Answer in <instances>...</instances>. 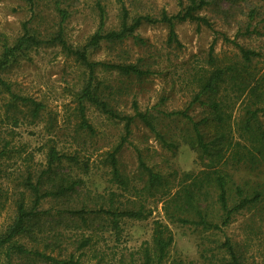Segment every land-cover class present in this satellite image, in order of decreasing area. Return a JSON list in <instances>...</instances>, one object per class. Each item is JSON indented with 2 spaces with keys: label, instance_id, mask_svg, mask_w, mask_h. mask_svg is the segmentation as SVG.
Instances as JSON below:
<instances>
[{
  "label": "rangeland",
  "instance_id": "374dc122",
  "mask_svg": "<svg viewBox=\"0 0 264 264\" xmlns=\"http://www.w3.org/2000/svg\"><path fill=\"white\" fill-rule=\"evenodd\" d=\"M204 1L207 5L196 15L206 19L210 27L195 22L176 23L173 31L179 45L168 41L167 25L143 23L132 37L119 42H101L87 49L92 62L134 65L151 72L141 78L100 68L95 73V94L100 102L120 116H134L135 104L138 112L151 116L158 135L138 121L130 126V135L117 156L121 174L127 179L126 189L111 182L107 167V155L125 135L124 124L109 118L95 105L80 101L87 71L54 44L30 48L9 63L1 77L11 92L34 100L41 104V109L32 116V108L10 106L9 96L0 89V152L3 154L0 158V233L13 222L18 204L23 203L27 209L32 207L33 195L28 184H35L45 173L47 154L54 149L70 159L62 160L56 173L76 182V186L69 197L46 199L38 206L39 212H50L39 216L41 240H34L35 245L29 240H18L28 248L34 246L59 258L72 253L80 264H95V257L100 258V264H128L140 258V248L149 243L153 221L158 220L173 237L164 264H232L224 247L226 242L233 247L239 264H264V160L254 167L230 161L218 167L229 180L230 200L234 198L236 186L248 195L261 193L260 203L234 215L230 224L218 231L171 223L162 210L164 193L142 192L146 178L139 169L138 157L168 180L169 194L179 205L184 190H193L190 178L208 168L209 162L189 145L194 138L189 121L165 114L186 111L194 122L208 117L205 105L190 103L196 93L195 80L208 69L211 46L213 55L226 62L241 61L239 47L254 51L258 57L248 64L250 83L252 79L264 80V0ZM189 2L0 0V55L2 46L12 45L24 30L44 41L60 33L69 47L82 49L100 25L99 8L104 12L102 31L110 32L120 29L123 11L130 22L141 16L159 18L162 12L175 15L184 11ZM57 6L67 13L64 21L56 12ZM226 93L233 96L230 90ZM230 99L231 126L236 129L245 117L249 97L243 94ZM81 106L90 130L82 126ZM259 107L264 108V96ZM257 116L264 125V113ZM205 131L209 132L202 129ZM159 137L173 146H163ZM52 180L45 179L49 184ZM203 191L195 193V199L202 201L208 219L220 224L223 214L216 202V191L208 189L207 196L201 195ZM109 196L116 208L142 207L146 218L123 219L114 231L103 216L86 214L87 222L82 225L69 213L98 210L100 205L109 202ZM189 218L197 221L194 214ZM84 235L92 236L90 246L76 250ZM11 258V264H44L33 259L19 263L14 256ZM6 260L4 252H0V264H8Z\"/></svg>",
  "mask_w": 264,
  "mask_h": 264
},
{
  "label": "trees",
  "instance_id": "16d2710c",
  "mask_svg": "<svg viewBox=\"0 0 264 264\" xmlns=\"http://www.w3.org/2000/svg\"><path fill=\"white\" fill-rule=\"evenodd\" d=\"M31 1V0H27ZM207 4L204 0H190L185 10L175 15H168L162 12L159 18H151L148 16H141L128 21V16L125 11L122 13V23L118 31L103 32V18L104 12L99 8L100 25L97 31L89 38L88 42L82 49H72L63 39L60 33L47 41L40 40L36 36L29 34L24 30L23 34L12 44H4L0 55V89L3 90L10 98V106H22L32 108V116H36L41 109V104L26 97L18 96L11 92L9 84H7L1 77L7 66L18 56L30 48H37L43 44H54L68 56L73 57L86 71L88 79L85 87L80 94V101H86L98 107L103 114L109 118L123 122L125 135L121 138L120 143L107 155V167L110 169L111 182L119 185L123 189L127 188V179L121 174L117 156L121 148L127 141L130 135V126L135 121L140 122L149 131L156 133L151 116L146 113L138 112L135 104L134 116H120L117 113L109 110L107 105L100 102L95 94V73L97 69L113 70L124 76H135L137 78L148 77L151 72L148 70H141L134 65H114L104 64L90 61L87 49L95 48L101 42H119L127 37H132L134 31L137 30L143 23L157 24L162 23L169 28V42H177L173 27L176 23L195 22L210 27L209 22L196 15V12L201 10ZM56 12L64 21L67 18L65 10L56 7ZM179 45V44H178ZM239 57L241 61H225L219 60L217 56L213 55L212 46L208 52V69L203 71L201 76L196 80V93L191 101V105L199 103L205 105L208 110V117L194 122L186 111H174L165 114L166 117H180L181 119L189 121L192 125V132L194 138L189 141L191 149L197 151L202 158L208 162V168L195 174L191 180V187L193 190L185 189L181 198V205L178 204L177 199L169 194L168 180L154 172L151 168L145 165L140 157H138V165L142 174L145 176L144 186L142 192H149V195L156 191H162L166 196L163 201L162 210L165 217L171 223H178L181 225L199 226L204 231H218L221 226L226 227L230 224L234 215L242 211L253 208L261 202V193L254 192L250 195L245 194L241 187L236 186L234 189L233 200L229 199L228 184L229 180L226 174H223L218 167L225 166L228 161L236 164H248L251 167L256 166L260 161L264 160V125L258 120V113H264V108L259 107L263 102L264 96V80L262 78L252 79L250 66L252 59L258 57V54L251 50L238 48ZM226 62V63H225ZM249 82L247 83V81ZM230 90L233 96H229L226 91ZM243 94L249 97V104L245 108V117L241 125L236 129L231 126L232 114H230L232 106L230 98H239ZM204 99V101H202ZM255 107V108H254ZM254 108V109H253ZM80 114L83 118L82 126L91 129L85 123L83 107L80 108ZM202 129H208V133L202 132ZM158 136V135H157ZM163 146L170 148L173 145L167 143L162 137H159ZM3 156L0 152V158ZM62 160L70 159L64 155H59L54 149H50L47 154V168L45 173L41 174L36 183L29 182L28 189L33 195L32 207L27 209L23 203L16 207V216L13 222L0 233V252H4L7 258L6 262L11 264L12 256L18 259L19 263L26 259H33L44 264H80V260H74L72 253L68 257L59 258L50 256L41 252L37 248H28L21 244L18 240H29L35 245L34 240H41L42 225L39 223V216L49 214L50 210H37L38 206L46 199L62 200L69 197V194L74 192L76 182H71L64 179L60 174L56 173V168L61 164ZM45 179H54L51 184L47 183ZM56 179V180H55ZM45 187L44 190H41ZM204 189L203 196H207V190L213 189L216 191V202L222 211L223 219L220 224L208 219L206 208L202 207V201L195 199L194 194L200 193ZM196 191V192H195ZM113 194H111V197ZM109 196L108 201L99 206L98 210L85 212L84 210H71L69 212L72 216L77 217L82 225L86 224V214H93L95 216H103L110 222V229L117 231L119 222L123 219L140 221L146 218L142 207L135 208H116L114 201ZM102 198V197H100ZM103 199V198H102ZM198 201V202H196ZM195 215L197 221L189 218L190 215ZM264 232V225H263ZM46 240V239H45ZM81 242L78 244L76 250L86 249L90 246L92 236H81ZM173 243V237L168 228L158 220L153 221L151 230V237L149 243L140 248V258L136 261L131 260L128 264H164L167 261V254L170 246ZM224 247L231 257L232 264H239L236 259L233 247L228 243H224ZM90 249V248H89ZM85 254L83 253V256ZM95 264H100V258Z\"/></svg>",
  "mask_w": 264,
  "mask_h": 264
}]
</instances>
